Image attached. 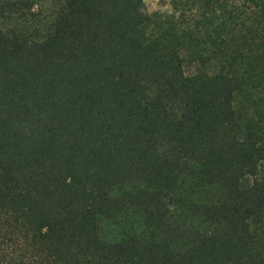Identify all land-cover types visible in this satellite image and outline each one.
I'll return each instance as SVG.
<instances>
[{
  "label": "trees",
  "instance_id": "obj_1",
  "mask_svg": "<svg viewBox=\"0 0 264 264\" xmlns=\"http://www.w3.org/2000/svg\"><path fill=\"white\" fill-rule=\"evenodd\" d=\"M168 2L0 0V264H264V0Z\"/></svg>",
  "mask_w": 264,
  "mask_h": 264
},
{
  "label": "rangeland",
  "instance_id": "obj_2",
  "mask_svg": "<svg viewBox=\"0 0 264 264\" xmlns=\"http://www.w3.org/2000/svg\"><path fill=\"white\" fill-rule=\"evenodd\" d=\"M145 9L148 13L154 12H170L171 7L168 0H144ZM188 74L194 73V68L188 69ZM188 185L194 184L193 182H187ZM140 226V219L137 215H131L130 217L122 218L117 223L105 222L102 230L104 231L107 239H116L123 237ZM196 227V224H194ZM127 233V234H126Z\"/></svg>",
  "mask_w": 264,
  "mask_h": 264
}]
</instances>
